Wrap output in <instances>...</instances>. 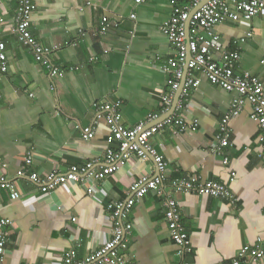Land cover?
I'll list each match as a JSON object with an SVG mask.
<instances>
[{
  "label": "crops",
  "instance_id": "crops-1",
  "mask_svg": "<svg viewBox=\"0 0 264 264\" xmlns=\"http://www.w3.org/2000/svg\"><path fill=\"white\" fill-rule=\"evenodd\" d=\"M31 1L37 6L32 34L50 49L47 58L61 69V76H53L33 49L19 41L14 30L18 1H1L0 40L7 45L9 69L0 74V161L6 164L0 166V175L14 181L22 194L14 200L10 189H0V218L14 221L7 227L5 264H62L69 250L84 259L111 237L108 205L128 199L134 180L157 175L155 161L130 153L128 162L103 181V190L92 194L84 182L43 192L17 171L29 151L34 155L29 171L43 179L88 160L102 163L111 128L98 104L120 101V123L126 128L163 110L175 72L162 67L177 58L178 49L162 26L174 8L171 0L140 5L134 0H89L90 5L88 0ZM133 13L136 18H131ZM105 18L119 25L101 33ZM215 31L220 37L216 57L222 60L225 50L238 46L236 74L250 73L264 83V12L252 20L225 21ZM191 73L200 84L174 111L188 123H198L197 130L182 131L171 123L152 143L164 154L172 176L217 180L238 201L173 191L166 181L180 204L193 248L182 256L165 219L164 197L150 190L126 218L132 229L126 236L128 247L120 253L130 264H222L264 237V149L252 106L246 102L232 119V144L224 154L214 153L218 123L239 94L212 84L203 69ZM86 127L94 129L91 139L84 137ZM249 264H264V259Z\"/></svg>",
  "mask_w": 264,
  "mask_h": 264
},
{
  "label": "built area",
  "instance_id": "built-area-1",
  "mask_svg": "<svg viewBox=\"0 0 264 264\" xmlns=\"http://www.w3.org/2000/svg\"><path fill=\"white\" fill-rule=\"evenodd\" d=\"M10 1V0H0ZM15 32L19 41L30 46L36 58L45 63L50 69L51 74L56 77L61 76V69L47 58L50 51L44 47L32 34L31 18L36 10V4L31 0H17ZM135 4L140 5L147 0H134ZM203 0H171L174 11L172 18L162 26L163 32L177 47V58L171 59L168 64L162 67L164 72L174 69L175 78L171 79V91L164 97V108L160 113L149 114L148 117L132 128H126L120 123L121 102H106L96 105L100 113H103L111 128V135L107 143L108 146L103 155V162L97 165V160H88L81 165H72L66 171L54 170L46 179L40 177L37 172H30L29 168L34 155L29 151L25 157V163L17 171L18 177H28L41 186L43 192L60 184L84 182L88 184L87 192L92 194L102 191L103 181L111 174L115 173L124 166L129 159L130 153H135L140 159L153 157L158 175H143L133 181L131 186L132 195L123 201H117L108 205L111 211L109 221L111 224V237L101 246L94 250L84 259L78 258L75 249L66 252L62 264H130L120 249H126L127 233L131 232L132 224L126 222L130 208L135 205L150 190L162 195L165 219L168 224L170 234L178 245L179 255L185 256L192 253L193 248L182 219L181 207L178 200L166 189V181L173 191L192 192L203 195H210L235 204L238 197L224 183L217 180H201L196 177H174L171 168L164 154L152 143V138L168 124L175 123L180 126L182 131L197 130L198 123H188L187 120L175 111L171 115L163 118L171 108L174 93L179 88L181 79L184 75V67L188 57V48L191 52V59L187 63L188 73L181 93V97L176 109L184 106L185 97L189 96L190 91L199 86L200 80L192 77V71L203 69L212 84L223 87L228 91H236L239 96L234 98L230 109L221 117L218 123L216 142L212 147L214 153L224 154L225 147L231 143V121L243 110L245 103L249 102L252 106L251 118L260 127V143L264 149V83L260 79L247 73L242 76L236 74L235 64L241 58V51L237 48L225 50L222 60L216 57L219 50V35L215 27L225 21L237 22L240 19L252 20L254 17L264 12V0H207L200 8L193 11ZM91 4V1H87ZM191 16V17H190ZM136 18V13L131 15ZM189 21V39H187L186 23ZM3 22L0 19V28ZM119 25L115 19L105 18L101 24V33H106L109 28ZM248 32L247 36H252ZM242 38L241 41H244ZM94 58H91L93 60ZM9 69L7 55V45L0 40V74L6 73ZM94 136V129L86 127L84 137L91 139ZM228 156H225L224 163H228ZM0 166H6L0 161ZM10 189L12 199L22 197L20 191L16 189L14 181L9 180L5 175H0V189ZM14 226V221L10 218H0V264H5L7 243L9 241V231L7 227ZM264 259V237H259L252 246L243 247L236 258L231 262L222 264H249L250 260ZM186 264H189L186 262Z\"/></svg>",
  "mask_w": 264,
  "mask_h": 264
},
{
  "label": "water",
  "instance_id": "water-1",
  "mask_svg": "<svg viewBox=\"0 0 264 264\" xmlns=\"http://www.w3.org/2000/svg\"><path fill=\"white\" fill-rule=\"evenodd\" d=\"M206 1L207 0H203L193 11H191V14L190 15H192V13L196 9L200 8ZM186 33H187V39H189V21H187V23H186ZM191 57H192V55H191V52H190V50L188 48V57H187V60H186L187 63L189 62V60L191 59ZM187 63L185 65V67H184V75H183V77L181 79L180 86H179V88L176 91V94H175V97H174V100H173V104H172L171 108L169 109V111L167 112V114L163 118L171 115L174 112V110L176 109V106H177V104L179 102V99H180V96H181V93H182V90H183V87H184V84H185V81H186V75L188 73ZM152 159H153V157H152ZM153 161H154V159H153ZM158 174H159V171L157 169V175Z\"/></svg>",
  "mask_w": 264,
  "mask_h": 264
}]
</instances>
